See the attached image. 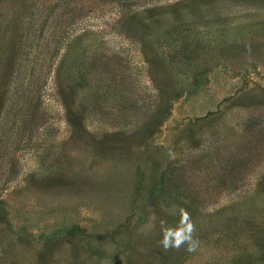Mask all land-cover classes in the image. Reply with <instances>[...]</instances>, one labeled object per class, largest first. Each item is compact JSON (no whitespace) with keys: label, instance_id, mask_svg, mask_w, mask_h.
Wrapping results in <instances>:
<instances>
[{"label":"rangeland","instance_id":"1","mask_svg":"<svg viewBox=\"0 0 264 264\" xmlns=\"http://www.w3.org/2000/svg\"><path fill=\"white\" fill-rule=\"evenodd\" d=\"M0 264H264V0H0Z\"/></svg>","mask_w":264,"mask_h":264},{"label":"clouds","instance_id":"2","mask_svg":"<svg viewBox=\"0 0 264 264\" xmlns=\"http://www.w3.org/2000/svg\"><path fill=\"white\" fill-rule=\"evenodd\" d=\"M159 224L162 233L159 244L165 251L170 249L179 250L185 246H187L186 251L188 252H194L198 249L200 242L195 236L196 225L185 208L179 209L177 226L170 227L165 220H160Z\"/></svg>","mask_w":264,"mask_h":264}]
</instances>
